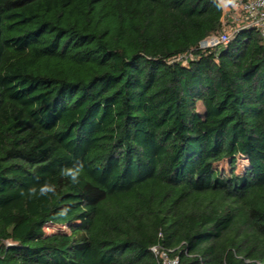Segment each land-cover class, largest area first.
I'll return each mask as SVG.
<instances>
[{
	"label": "trees",
	"instance_id": "trees-1",
	"mask_svg": "<svg viewBox=\"0 0 264 264\" xmlns=\"http://www.w3.org/2000/svg\"><path fill=\"white\" fill-rule=\"evenodd\" d=\"M223 15L218 0H0V264H159L156 246L264 264V42L247 28L202 51ZM77 161L74 185L60 171ZM44 182L55 195H29Z\"/></svg>",
	"mask_w": 264,
	"mask_h": 264
},
{
	"label": "built area",
	"instance_id": "built-area-1",
	"mask_svg": "<svg viewBox=\"0 0 264 264\" xmlns=\"http://www.w3.org/2000/svg\"><path fill=\"white\" fill-rule=\"evenodd\" d=\"M218 2L222 5L224 11L222 33L213 35L204 41L200 46L202 51L227 45L235 33L247 28H256L264 42V0H248L247 2L218 0ZM236 20L240 22L238 23ZM151 252L158 259L159 264H180L177 258L170 256L171 252L157 246L152 248Z\"/></svg>",
	"mask_w": 264,
	"mask_h": 264
},
{
	"label": "clouds",
	"instance_id": "clouds-1",
	"mask_svg": "<svg viewBox=\"0 0 264 264\" xmlns=\"http://www.w3.org/2000/svg\"><path fill=\"white\" fill-rule=\"evenodd\" d=\"M85 165L82 161H77L73 166L71 167H65L62 168L60 171V174L69 179L72 184H78L81 175L84 172ZM28 193L30 196L35 197L37 193L39 196H48V195H55L56 194V186L49 182H44L43 184H40L37 186H32L28 189ZM70 212L69 207H65L62 209L58 215L60 216H66Z\"/></svg>",
	"mask_w": 264,
	"mask_h": 264
},
{
	"label": "rangeland",
	"instance_id": "rangeland-1",
	"mask_svg": "<svg viewBox=\"0 0 264 264\" xmlns=\"http://www.w3.org/2000/svg\"><path fill=\"white\" fill-rule=\"evenodd\" d=\"M236 22L239 23L240 21L236 20ZM236 22H235V24H236ZM229 165H230V161H226V162L220 163L216 168L225 172L226 174H229V172H230V166ZM247 165H248V163H247L246 159H238L236 173L237 174L244 173ZM56 232H68V230H67V227H59V226H51V227L46 228L47 234H53Z\"/></svg>",
	"mask_w": 264,
	"mask_h": 264
}]
</instances>
